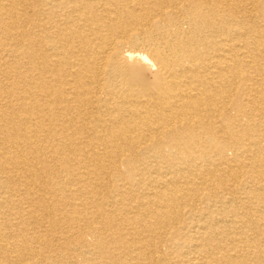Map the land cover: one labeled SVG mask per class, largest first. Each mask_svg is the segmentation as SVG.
<instances>
[{
  "label": "bare ground",
  "instance_id": "obj_1",
  "mask_svg": "<svg viewBox=\"0 0 264 264\" xmlns=\"http://www.w3.org/2000/svg\"><path fill=\"white\" fill-rule=\"evenodd\" d=\"M0 264H264V0H0Z\"/></svg>",
  "mask_w": 264,
  "mask_h": 264
},
{
  "label": "rangeland",
  "instance_id": "obj_2",
  "mask_svg": "<svg viewBox=\"0 0 264 264\" xmlns=\"http://www.w3.org/2000/svg\"><path fill=\"white\" fill-rule=\"evenodd\" d=\"M260 209H261V208H258V207H257L256 210H255V212H257V213H254V214H255V215H258V213L261 214V213H262V209H261V210H260Z\"/></svg>",
  "mask_w": 264,
  "mask_h": 264
}]
</instances>
